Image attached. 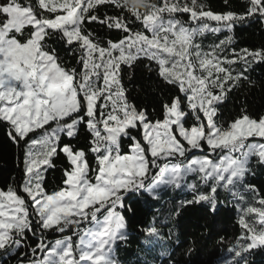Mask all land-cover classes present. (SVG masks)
Wrapping results in <instances>:
<instances>
[{
  "label": "snow or ice",
  "instance_id": "6c2138e0",
  "mask_svg": "<svg viewBox=\"0 0 264 264\" xmlns=\"http://www.w3.org/2000/svg\"><path fill=\"white\" fill-rule=\"evenodd\" d=\"M253 19L264 24V0L222 13L203 0L0 2V124L23 152L22 182L0 190L5 257L18 255V264H118L117 242L128 239L125 213L134 212L125 203L129 194L158 199L162 189L184 187L192 198L183 206L207 203L213 212L220 189L240 200L238 186L257 194L260 207L240 208L244 231L229 245L227 264H248L245 254L264 250V197L246 182L255 175L253 158L264 165V116L245 111L226 128L218 121L229 93L251 83L252 65L264 63V47H231L236 25ZM93 23L119 38L101 41L88 27ZM222 31L229 35L207 50L198 40ZM50 41L76 55L77 66H65ZM141 58L177 90L163 104L162 119H152L127 96L124 69ZM82 129L87 150L71 143ZM205 146L207 155L189 158ZM61 154L67 162L63 186L50 193L46 173ZM190 176L207 191L189 184ZM144 231L162 238L155 226ZM50 232L62 235L50 240Z\"/></svg>",
  "mask_w": 264,
  "mask_h": 264
},
{
  "label": "trees",
  "instance_id": "16d2710c",
  "mask_svg": "<svg viewBox=\"0 0 264 264\" xmlns=\"http://www.w3.org/2000/svg\"><path fill=\"white\" fill-rule=\"evenodd\" d=\"M21 2L23 3L24 0ZM31 2L35 4L36 0ZM203 2L210 10L222 13L243 12L246 0H228L227 4L225 0H203ZM108 11L113 13L114 9L109 8ZM186 18L185 15L184 19ZM88 27L101 41L119 38L115 31L110 32L99 24L93 23ZM134 27L140 28V25L136 24ZM227 35H229L227 31L218 34L207 33L202 38L198 37V40H201L207 50ZM232 35L234 40L231 47L237 51L242 48L264 47V24L259 20L253 19L237 24ZM49 43L58 50L65 66H77L76 55L70 53L63 43L59 41ZM225 54L227 55L228 52ZM149 63L147 59L141 58L131 70L125 67L123 83L132 103L146 109L152 119H162L163 104L178 93L176 89L166 85L155 70L147 69ZM152 67L155 69L154 64ZM239 67L237 66V70ZM247 75L251 83L244 81L241 87L229 93L228 99L220 106L218 121L225 128L245 111L251 116H264V63L253 64ZM6 132L5 126L0 124V190H7L9 185L13 184L19 186L23 178V152L8 139ZM88 141L89 135L82 129L78 139L71 140V143L77 148L87 150ZM63 142H68L67 138ZM123 151H128L127 141L124 142ZM188 155L189 158L207 155V146L204 152L194 150ZM88 159L92 161L91 154ZM213 159L218 160L219 155L214 156ZM55 165L46 173V188L50 193L63 186V169L67 167L63 154L55 158ZM251 167L255 175H249L246 182L255 185L258 195L264 197V165L258 164L253 158ZM193 182L197 184L198 190L207 191L198 179L190 176L188 183ZM237 191L244 197L243 200L226 190H218V203L214 212L209 210L210 205L207 203L183 206L181 201L192 198V192L188 187L179 190L162 189L158 199L146 194L130 193L125 203L131 204L134 212L125 213L128 239L125 242H117L114 258L118 264H227L233 255L227 251L229 245L234 243L244 231L238 223L242 215L240 208L249 205L260 207L256 203L257 194L241 186H238ZM247 219L250 223H256L252 215ZM151 226L159 229L163 241L146 235L144 229ZM256 226L259 227V224ZM46 235L48 239L55 240L62 234L50 232ZM73 239L75 240L76 237L74 236ZM245 256L248 264H264V250L256 249ZM18 259V255L6 258L0 251L2 264H18Z\"/></svg>",
  "mask_w": 264,
  "mask_h": 264
},
{
  "label": "rangeland",
  "instance_id": "374dc122",
  "mask_svg": "<svg viewBox=\"0 0 264 264\" xmlns=\"http://www.w3.org/2000/svg\"><path fill=\"white\" fill-rule=\"evenodd\" d=\"M248 115H250V114H248ZM251 116V115H250ZM260 116V115H259ZM251 116L252 118H254V119H259L260 117H262V116ZM259 117V118H258ZM253 142H260L259 141V138H256ZM202 156H205V155H201V156H198V157H195V158H200V157H202ZM151 238H153V237H151ZM155 238V237H154ZM157 239V238H156ZM158 240H162V238L161 239H158ZM163 241V240H162ZM161 243H163V242H161ZM113 256H114V253H113Z\"/></svg>",
  "mask_w": 264,
  "mask_h": 264
},
{
  "label": "clouds",
  "instance_id": "9594fccd",
  "mask_svg": "<svg viewBox=\"0 0 264 264\" xmlns=\"http://www.w3.org/2000/svg\"><path fill=\"white\" fill-rule=\"evenodd\" d=\"M138 2H140V0H138Z\"/></svg>",
  "mask_w": 264,
  "mask_h": 264
}]
</instances>
